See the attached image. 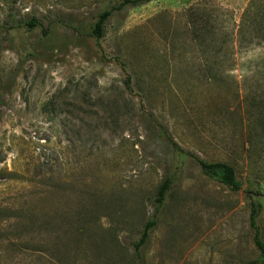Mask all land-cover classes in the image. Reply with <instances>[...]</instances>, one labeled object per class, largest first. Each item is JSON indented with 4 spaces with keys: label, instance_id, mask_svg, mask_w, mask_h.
<instances>
[{
    "label": "rangeland",
    "instance_id": "rangeland-1",
    "mask_svg": "<svg viewBox=\"0 0 264 264\" xmlns=\"http://www.w3.org/2000/svg\"><path fill=\"white\" fill-rule=\"evenodd\" d=\"M121 3L0 0V264H264V0Z\"/></svg>",
    "mask_w": 264,
    "mask_h": 264
},
{
    "label": "trees",
    "instance_id": "trees-1",
    "mask_svg": "<svg viewBox=\"0 0 264 264\" xmlns=\"http://www.w3.org/2000/svg\"><path fill=\"white\" fill-rule=\"evenodd\" d=\"M150 1L151 0H122V3L118 7H112L111 9L106 10L102 14H100L99 19L94 26L93 34L98 38H102L104 36L105 24L112 16L115 10L123 8L125 6H140ZM190 16H192L193 18L194 14ZM195 17L193 19H195ZM173 148H174L173 149L174 153L177 155L179 160H183L186 157H189V154L185 153L180 148H177L176 145H174ZM197 162L199 163V166L201 167L203 173L209 176L210 178H212L213 180L227 186L232 191H238L241 189V184L237 180L235 169L229 164L224 162L211 163L201 159H197ZM176 170L179 171L180 167L177 166ZM176 174L178 173H172L170 176H168L158 189L157 197L155 199L156 211L154 218L149 220L145 224L140 237L138 238L137 241L133 242L132 244L136 257L141 256L142 248L148 242L151 233L153 232L154 228L157 225L156 218L158 214L161 212L164 205L166 204L169 194L173 189L175 180L177 179ZM260 214H261V205L253 203L250 213V226L254 232V243L260 254L259 261L264 262V241L262 239V233L258 224V219L260 217Z\"/></svg>",
    "mask_w": 264,
    "mask_h": 264
}]
</instances>
